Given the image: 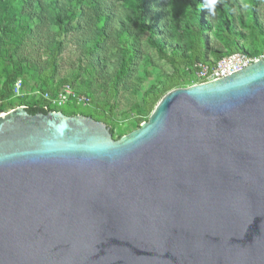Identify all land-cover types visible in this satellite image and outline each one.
Listing matches in <instances>:
<instances>
[{
  "label": "water",
  "instance_id": "obj_1",
  "mask_svg": "<svg viewBox=\"0 0 264 264\" xmlns=\"http://www.w3.org/2000/svg\"><path fill=\"white\" fill-rule=\"evenodd\" d=\"M0 264H264V59L169 90L120 138L3 112Z\"/></svg>",
  "mask_w": 264,
  "mask_h": 264
},
{
  "label": "trees",
  "instance_id": "obj_2",
  "mask_svg": "<svg viewBox=\"0 0 264 264\" xmlns=\"http://www.w3.org/2000/svg\"><path fill=\"white\" fill-rule=\"evenodd\" d=\"M203 4L204 0H0V112L19 105L25 106L32 114L62 110L51 106L42 95L26 91L16 95L14 92L17 79L21 77L26 81L25 76L33 67L30 61L18 55L24 37H29V28L38 30L41 22L50 29L56 28L51 35L49 33L53 45L50 70L41 80L43 86L36 88L41 93L56 94L65 84L73 86L72 78L67 77L57 86L50 87L68 31L71 28L81 30L84 42L107 49L109 29L114 12L118 10L123 13L124 21L118 29L119 38L128 41L127 38L143 37L148 32V45L173 68V74L144 91L143 109H139L142 116L135 122L140 127V122L149 119L169 90L192 85L189 79L184 82L183 78L194 75L196 62L212 65L232 52L256 55L264 50V20L261 17L264 0H217L213 6L214 14L202 10ZM242 5H245L246 12L236 14L235 10ZM248 39L250 42L246 41ZM141 53L135 47L126 49L114 74L111 94L135 74ZM113 111L114 105L110 104L111 116ZM77 113L80 112L69 114ZM87 115L94 117L92 113ZM106 119L104 122L115 137V124Z\"/></svg>",
  "mask_w": 264,
  "mask_h": 264
},
{
  "label": "rangeland",
  "instance_id": "obj_3",
  "mask_svg": "<svg viewBox=\"0 0 264 264\" xmlns=\"http://www.w3.org/2000/svg\"><path fill=\"white\" fill-rule=\"evenodd\" d=\"M245 12V5L235 10L236 14ZM261 17L264 20V6L261 9ZM122 18L121 11L114 12L107 49L93 47L91 42H84L81 38L82 31L71 28L57 57L56 74L50 85V87H55L64 78L71 77L73 87L88 93L91 103L87 106L67 103L61 109L68 115L74 111L85 115L92 113L95 119L103 122L107 117L106 120L109 123L115 124L114 138H120L138 128L135 122L142 116L139 109H143L144 91L151 85L163 81L166 76L173 74L170 63L161 58L155 49L148 45V32L143 37L127 38L128 41L119 38L118 29L124 22ZM38 24V30L36 27L27 30L29 37H24L19 48V57L26 58L33 64L25 76L26 81L20 77L24 81L22 92L33 93L39 85L43 86L41 80L45 72L50 70L49 60L52 56L53 47L51 46L53 45L49 41L51 38L49 33L51 35L56 28L50 29L43 22ZM246 41L250 42L249 39ZM129 47L142 51L141 60L135 74L127 82L120 84L116 92L111 94L114 74L119 69L122 57ZM210 59L213 60L212 57ZM187 79L191 84L201 82L196 72L194 75H185L183 81ZM34 88L36 90L32 91ZM110 104L114 105L112 116L109 112ZM143 122L141 121L140 125Z\"/></svg>",
  "mask_w": 264,
  "mask_h": 264
},
{
  "label": "built area",
  "instance_id": "obj_4",
  "mask_svg": "<svg viewBox=\"0 0 264 264\" xmlns=\"http://www.w3.org/2000/svg\"><path fill=\"white\" fill-rule=\"evenodd\" d=\"M260 59H264V51L256 55H250L243 51H236L222 56L212 65L199 61L195 63L194 67L196 68V73L201 81L198 83H203L229 75ZM22 86L23 80L20 78L17 79L14 88L16 95L22 94ZM33 94L42 95L49 101L51 106H57L60 108L67 103L83 106H87L91 103V97L88 94L78 91L70 84L63 85L56 94L49 92L41 93L40 90L34 91ZM1 114H3V112H0V115Z\"/></svg>",
  "mask_w": 264,
  "mask_h": 264
},
{
  "label": "clouds",
  "instance_id": "obj_5",
  "mask_svg": "<svg viewBox=\"0 0 264 264\" xmlns=\"http://www.w3.org/2000/svg\"><path fill=\"white\" fill-rule=\"evenodd\" d=\"M217 0H204L203 9H207L209 13L214 14L213 6L216 4Z\"/></svg>",
  "mask_w": 264,
  "mask_h": 264
}]
</instances>
